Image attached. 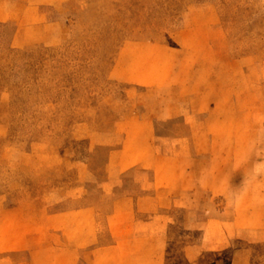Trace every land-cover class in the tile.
I'll return each mask as SVG.
<instances>
[{"label": "rangeland", "instance_id": "374dc122", "mask_svg": "<svg viewBox=\"0 0 264 264\" xmlns=\"http://www.w3.org/2000/svg\"><path fill=\"white\" fill-rule=\"evenodd\" d=\"M84 208L76 264H264V0H0V264Z\"/></svg>", "mask_w": 264, "mask_h": 264}, {"label": "crops", "instance_id": "0c3cea01", "mask_svg": "<svg viewBox=\"0 0 264 264\" xmlns=\"http://www.w3.org/2000/svg\"><path fill=\"white\" fill-rule=\"evenodd\" d=\"M30 3H33L29 1ZM74 216L67 218L68 221H54L55 217L49 216L48 219L50 221H43V223L47 224V232L51 235H53V231L61 230L62 234H65L66 240L69 241L70 244L67 246L71 248H67L66 251L69 252V254H73L74 261L70 264H73L77 262V255L81 251H85L87 248L91 246V241H98V228H97V221H93L91 219V210L89 208H84L77 210L73 213ZM76 215V216H75ZM48 223L50 224L48 226ZM45 224V225H46ZM76 243H72V242ZM80 241L79 243H77ZM83 243V244H80ZM123 245L126 246V242H123ZM21 247V244H19ZM119 248L121 249V242L118 243ZM39 247V246H38ZM82 249V250H81ZM24 250V247L21 248H14L10 249L7 252H22ZM107 249H100L97 252H94L92 254V263L93 264H105V258H107V254L104 255ZM41 251L38 250V259L40 258ZM76 261V262H75ZM39 262V261H38Z\"/></svg>", "mask_w": 264, "mask_h": 264}]
</instances>
